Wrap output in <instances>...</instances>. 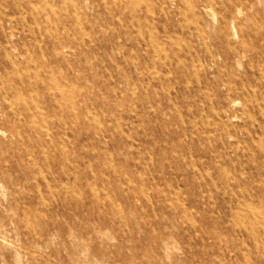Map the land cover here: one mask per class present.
Segmentation results:
<instances>
[{
  "label": "rangeland",
  "instance_id": "1",
  "mask_svg": "<svg viewBox=\"0 0 264 264\" xmlns=\"http://www.w3.org/2000/svg\"><path fill=\"white\" fill-rule=\"evenodd\" d=\"M0 264H264V0H0Z\"/></svg>",
  "mask_w": 264,
  "mask_h": 264
}]
</instances>
